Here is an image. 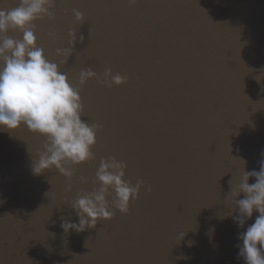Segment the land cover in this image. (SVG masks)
I'll list each match as a JSON object with an SVG mask.
<instances>
[{
	"label": "water",
	"instance_id": "water-1",
	"mask_svg": "<svg viewBox=\"0 0 264 264\" xmlns=\"http://www.w3.org/2000/svg\"><path fill=\"white\" fill-rule=\"evenodd\" d=\"M51 12L38 44L74 83L97 73L80 87L83 118L102 129L95 159L66 165L71 178L34 174L43 136L0 131V264H244L229 181L264 160V0H54ZM108 68L127 82L102 85ZM110 156L144 181L139 198L66 233L79 222L72 201Z\"/></svg>",
	"mask_w": 264,
	"mask_h": 264
},
{
	"label": "clouds",
	"instance_id": "clouds-1",
	"mask_svg": "<svg viewBox=\"0 0 264 264\" xmlns=\"http://www.w3.org/2000/svg\"><path fill=\"white\" fill-rule=\"evenodd\" d=\"M129 2L136 4L138 0ZM53 4L54 0H18L15 7L0 8V131L11 136L26 127L33 134L43 136L46 144L34 160V174L40 175L54 167L71 178L74 172L66 165L78 166L95 159L93 148L102 126L89 124L83 118L80 86L97 78V73L91 68L81 70L78 83H74L60 64L50 61L39 46L36 22L53 15ZM73 13L77 21L84 19L79 10L73 9ZM11 32L22 36L16 38L9 34ZM69 34L73 35L71 30ZM74 40L73 36L70 43ZM70 52L71 49H57V54L65 57ZM127 80V76L113 74L108 68L100 83L112 87ZM127 167L125 161L115 156L101 160L92 190L82 192L72 201L71 207L79 222H63L61 227L66 233L95 228L100 220H111L116 210L130 211L131 202L139 198L145 183L141 179L133 184L126 179ZM251 178H255L254 183H249ZM81 180L88 182L86 178ZM229 184L230 198L238 209L233 219L240 228H246L238 235L237 259H242L244 264H264V160L260 161L259 171H244L235 187L232 180ZM68 190H71L70 185ZM254 212L258 215L248 225Z\"/></svg>",
	"mask_w": 264,
	"mask_h": 264
}]
</instances>
